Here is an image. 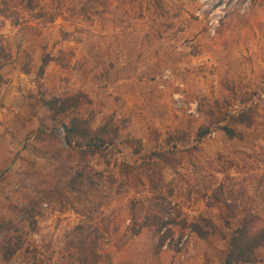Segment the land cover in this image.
Instances as JSON below:
<instances>
[{
	"label": "rangeland",
	"instance_id": "rangeland-1",
	"mask_svg": "<svg viewBox=\"0 0 264 264\" xmlns=\"http://www.w3.org/2000/svg\"><path fill=\"white\" fill-rule=\"evenodd\" d=\"M79 2L0 0V264H179L190 230L185 264H224L240 222H264V0H99L89 20ZM66 93L87 97L79 115L96 126L121 128L83 165L55 130L71 115L54 122L42 105ZM242 111L251 125H236ZM83 168L95 186L71 193ZM134 200L148 225L135 237Z\"/></svg>",
	"mask_w": 264,
	"mask_h": 264
},
{
	"label": "trees",
	"instance_id": "trees-1",
	"mask_svg": "<svg viewBox=\"0 0 264 264\" xmlns=\"http://www.w3.org/2000/svg\"><path fill=\"white\" fill-rule=\"evenodd\" d=\"M14 1L26 4L29 8H32L35 0ZM82 1L83 3L79 2L81 16L89 20L91 19L90 12L93 11L99 0ZM48 63L49 61L45 60L42 68L44 69ZM85 100L87 101L88 99L82 93H66L62 97L42 101V105L47 107L50 112L49 119L54 122H57L61 116L71 115V119L68 123L62 124L60 129L55 130L56 132H61L67 148L71 151L68 155L69 158L72 159L77 156L80 159L79 163L82 165L86 163L87 158L94 157L116 146L120 139L121 132L120 126L113 119L107 120L101 126H96L92 115H89L87 118L79 115L82 112ZM252 122V114H249L247 111H242L236 118V125L246 124L249 126ZM223 130L230 139H235L238 136L236 129L233 127L226 126L223 127ZM53 132L47 133L43 130L40 132V135H48L49 138L55 137L56 134ZM207 132V129H202L199 133V140L205 139ZM130 142L138 145L139 149L137 152L141 154V142L138 140H132ZM49 152V149L45 150L44 154L47 155ZM152 157L157 158L158 162H169L167 152H156L152 154ZM124 169L127 173L131 172V167L129 165L124 164ZM85 186L94 187L95 181L92 180L90 173H88L86 169H78L75 172V176L72 177L68 184L69 190L71 193L81 194L83 192L82 188ZM143 204L142 201L137 200L131 201L130 203L132 221H134L133 226L130 228V233H132L131 235L133 237L140 235L145 226H148L145 224L139 226L137 223V214ZM202 222H204L206 226H202L201 222H195L192 225L193 231L200 239L208 241L211 236L205 228L213 229L215 227L207 220H202ZM153 224L157 226V232L159 233H161L162 229L166 226V224L161 223V219L157 216L153 217ZM5 226L8 228V225ZM228 227H230L229 224ZM166 238L167 236L160 238V246L164 244ZM262 248H264V222L258 216L252 215L246 217L240 222V225L236 228L231 237L224 264L254 263L257 259V251ZM12 254L13 253H9V257Z\"/></svg>",
	"mask_w": 264,
	"mask_h": 264
},
{
	"label": "built area",
	"instance_id": "built-area-1",
	"mask_svg": "<svg viewBox=\"0 0 264 264\" xmlns=\"http://www.w3.org/2000/svg\"><path fill=\"white\" fill-rule=\"evenodd\" d=\"M171 240H168V244L164 246V249H168V245ZM194 233L190 230L186 232L180 239L176 242V248L173 251L177 258L179 259V264H185L188 256L194 251Z\"/></svg>",
	"mask_w": 264,
	"mask_h": 264
},
{
	"label": "crops",
	"instance_id": "crops-1",
	"mask_svg": "<svg viewBox=\"0 0 264 264\" xmlns=\"http://www.w3.org/2000/svg\"><path fill=\"white\" fill-rule=\"evenodd\" d=\"M196 256L198 257L199 254L197 253ZM196 256H195V258L193 257L194 259L192 260V264H203L199 260H197L198 258L196 259ZM207 264H213V262H209Z\"/></svg>",
	"mask_w": 264,
	"mask_h": 264
}]
</instances>
